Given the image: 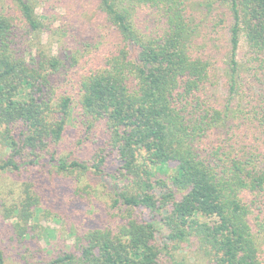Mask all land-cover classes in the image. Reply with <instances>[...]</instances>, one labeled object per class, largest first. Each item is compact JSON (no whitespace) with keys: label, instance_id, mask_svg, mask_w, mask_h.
I'll return each mask as SVG.
<instances>
[{"label":"trees","instance_id":"obj_1","mask_svg":"<svg viewBox=\"0 0 264 264\" xmlns=\"http://www.w3.org/2000/svg\"><path fill=\"white\" fill-rule=\"evenodd\" d=\"M0 146L18 264H264V0H0ZM51 172L108 189L67 247L30 230Z\"/></svg>","mask_w":264,"mask_h":264},{"label":"rangeland","instance_id":"obj_2","mask_svg":"<svg viewBox=\"0 0 264 264\" xmlns=\"http://www.w3.org/2000/svg\"><path fill=\"white\" fill-rule=\"evenodd\" d=\"M70 124L71 125L69 129L72 132L68 131L66 135H69L64 141L66 151L75 148L77 144H70L72 135H76L77 132L75 127L76 123L72 122ZM101 134L102 131L97 129L94 132V135L84 143V146H86L85 150L79 148L78 152L80 153V155H87L88 152L92 149V146L96 145L94 144V142L100 137ZM78 147H76L75 149H77ZM4 153V149H0V158L4 156ZM55 176L59 179H57ZM23 178H27V174L20 177L19 175L0 172V208L4 202L12 201V197L15 195L14 193L17 194L19 187H21L22 181H24ZM46 178L48 180H51L53 183H59L58 186L60 187L61 191L52 192L50 200L46 204L47 208L49 207V210L44 214H41V217L39 219H36L32 222V225H34V227H32L30 230H32L34 240L37 242L39 240V244H41L43 248L67 247V245L69 243H72L74 240L71 231L76 230L75 227L80 229V226L82 225L79 224L80 216L91 215V217H99L102 214L106 213L107 210L104 208L103 200L104 198H107L106 192L108 189L105 188L104 184L96 185L95 183V185H93L95 190L90 194L89 198L84 201L85 204L76 206L72 203V208H76L75 210L68 211L65 206L72 202L70 198H72L73 192L76 190V184H74L75 181H63L61 183L62 180H60V174L54 172L49 173ZM57 211H59L60 216L56 215ZM6 230L7 229L4 228V225L3 228L0 225V246L5 250L6 258L8 259L9 264H18L25 262L22 260V255H24L26 259L30 261L37 259V253H25L26 247L19 244L17 246V243H15V241L11 242L10 235H4ZM39 232L41 235L40 238L35 236H38ZM176 255L180 260H182L183 258L185 264H198L199 262L189 251L186 252L184 250H180L176 252Z\"/></svg>","mask_w":264,"mask_h":264}]
</instances>
